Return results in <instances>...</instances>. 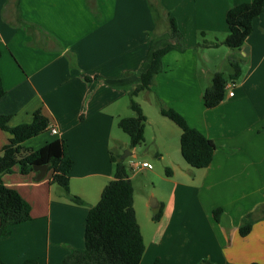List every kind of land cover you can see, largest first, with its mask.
Segmentation results:
<instances>
[{"label":"crops","instance_id":"1","mask_svg":"<svg viewBox=\"0 0 264 264\" xmlns=\"http://www.w3.org/2000/svg\"><path fill=\"white\" fill-rule=\"evenodd\" d=\"M251 1L20 0L19 11L15 0H0L5 87L0 115H9V125L17 126L31 122L42 109L58 131L49 127L24 145L38 149L57 138L65 140L74 162L71 194L85 201L71 199L51 180L50 171L40 180L36 171L22 174L18 166L4 174L1 181L20 192L32 213L31 220L0 235V258L6 264L29 258L38 264H62L73 250L85 247L87 215L114 178L112 156L122 158L117 150L121 144L134 157L154 151L160 164L143 160L148 163L143 167L138 162L161 190L155 207L163 204L162 217L155 221L150 193L144 192L137 205L134 188L146 245L141 264L157 258L163 264H264V10L241 50L226 45L196 48L201 33L208 42L224 40L228 10ZM153 3L159 7L156 15ZM169 16L176 19L188 48L163 57V70L148 91L216 142L205 168L184 159L181 128L159 107L156 112L150 97L146 107L139 102L147 117L148 146L139 152L129 142L120 144L118 121L135 115L128 97L140 86V73L150 66L156 48L173 41ZM231 54L243 59L239 79L231 78ZM216 72L226 77L227 93L209 108L204 91ZM10 136L0 128V151ZM162 168H170L171 175ZM249 213L257 220L241 236L239 226Z\"/></svg>","mask_w":264,"mask_h":264},{"label":"trees","instance_id":"2","mask_svg":"<svg viewBox=\"0 0 264 264\" xmlns=\"http://www.w3.org/2000/svg\"><path fill=\"white\" fill-rule=\"evenodd\" d=\"M15 1L20 11V0ZM151 8L156 15L159 7L153 3ZM263 10L264 0H252L230 8L226 15L229 28L227 37L222 41L208 42L204 38L205 34L201 33V40L196 48L226 45L233 50H241L253 30L254 19ZM168 30L173 41L153 51L150 66L140 73V86L130 94V108L135 112V115L122 117L118 121L119 127L129 135L131 148L145 142L147 121L146 115L134 96L143 90H151L156 75L163 70V57L168 52L172 50L185 51L188 48L174 17L169 16L168 18ZM228 61L233 70L231 78L239 79L242 75L243 59L231 54ZM87 78L89 79V77ZM227 82L222 72L214 74L211 84L204 91V102L207 107H215L224 100L227 93ZM4 94L5 87L0 71V99ZM155 101L160 113L170 118L181 128V152L184 159L195 168L208 167L217 150L216 142L192 127L177 110L166 107L159 97H156ZM9 119V115H0V128L8 131L11 135L9 141L0 151V235H7L11 232L13 225L32 219L30 203L19 191L1 181L4 174L13 172L17 166L20 173L30 174L35 171V164H49L51 180L58 183L75 202L85 204L82 198L71 194L70 173L74 162L65 140L57 138L38 149L24 145L27 139L49 130L51 122L42 109L36 110L32 121L28 123L10 126ZM112 161L115 170L114 178L104 187L99 202L91 206L86 218L85 247L73 250L65 257L62 264H141L146 245L134 207V185L124 158L112 156ZM166 172L167 175H171L170 168H167ZM162 205L160 204L153 215L155 221L162 217ZM214 214L219 220L221 210H215ZM256 220L253 213L245 215L239 226V234L247 236ZM0 264L6 263L0 258ZM22 264H38V262L34 258H29ZM151 264L163 263L160 258H157ZM199 264H210V262L203 260Z\"/></svg>","mask_w":264,"mask_h":264},{"label":"rangeland","instance_id":"3","mask_svg":"<svg viewBox=\"0 0 264 264\" xmlns=\"http://www.w3.org/2000/svg\"><path fill=\"white\" fill-rule=\"evenodd\" d=\"M225 71H227L225 69ZM148 97H150L151 99V106L152 108L158 112V105L155 101V98H152V95H150L148 90H144L141 91L140 93H138L137 95L134 96V99L137 102H141L145 105V107L147 106V102H148ZM131 96L128 97V100L130 101ZM131 114H135L132 110H131ZM147 122V121H146ZM120 132L122 134V138H120L122 140L121 143L123 142H129L130 143V138L129 135L127 133H125L122 129H120ZM119 144V145H120ZM148 142H143L142 144L138 145V151L140 152V150H144L146 148V145L148 146ZM123 144L120 145L119 148H117V150L120 152L121 156L125 155L126 152H131L130 149H124L122 148ZM143 160H146L150 163H152L153 166L156 167V164H158L157 166L159 167L160 164L158 163V157L155 155L154 151L150 152V153H146L145 155H137L136 157H134V155L132 154H128L125 158H124V162L127 166V170L130 176L134 175V180L133 185L134 188L136 190V201H137V205H139V197H141L143 195L144 192H149L150 193V198H149V202L154 201L155 200H159V197H162V193L160 188L157 186L156 184V178H150V176H148L147 173L143 172L142 170H140V168H136L134 169L132 167V162H140L142 163ZM156 170L159 171V169L161 168H155ZM163 173L165 174V168H162ZM153 212H156L158 210V208L152 206L151 207ZM199 264V263H197Z\"/></svg>","mask_w":264,"mask_h":264},{"label":"water","instance_id":"4","mask_svg":"<svg viewBox=\"0 0 264 264\" xmlns=\"http://www.w3.org/2000/svg\"><path fill=\"white\" fill-rule=\"evenodd\" d=\"M128 154H131V152H126L125 155L122 156V159L125 158ZM34 170L37 172L36 179L40 180L44 178L48 172H49V164H35ZM158 202L154 199V201H151V206H157Z\"/></svg>","mask_w":264,"mask_h":264},{"label":"built area","instance_id":"5","mask_svg":"<svg viewBox=\"0 0 264 264\" xmlns=\"http://www.w3.org/2000/svg\"><path fill=\"white\" fill-rule=\"evenodd\" d=\"M230 94L233 95V92H230ZM50 129H51L54 133H57V131H58L57 128L54 127V126H52V125H50ZM131 164H132V167H133L134 169L138 168V163H137V162H132ZM141 165H142L143 167H147V166H148V163H147V162H143Z\"/></svg>","mask_w":264,"mask_h":264}]
</instances>
